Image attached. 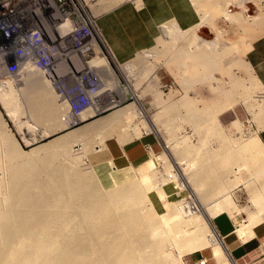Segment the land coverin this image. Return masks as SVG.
Masks as SVG:
<instances>
[{
    "label": "bare ground",
    "instance_id": "bare-ground-1",
    "mask_svg": "<svg viewBox=\"0 0 264 264\" xmlns=\"http://www.w3.org/2000/svg\"><path fill=\"white\" fill-rule=\"evenodd\" d=\"M116 1L118 2L120 1L118 4L123 2L122 0L99 1V3H96V5L91 6L93 8V9L91 8L93 14H89L87 12L88 10L86 11L87 8L86 6L89 5L88 2H87L88 5H85V0H77V4H78L77 8H79V10L77 9V11L82 18L84 17L86 20H91L92 24L97 26V24L94 21L95 19L94 16L98 17L97 15L99 14L101 15L100 12L106 9L108 10L110 7H112V5L114 6ZM228 1H230L231 3L237 2L238 6L239 5L245 6L246 10H248V7H250L249 11L245 13L246 16H248L250 9L254 5L253 4L254 0L252 1L251 0H189L188 2H190L193 7L197 8V12L200 15L201 22H198L197 24L187 28H181L176 21L168 25L162 26V29L160 30L161 33L163 32V38L164 36L166 38L165 41L168 46L167 51H165L167 46L166 45L164 46V43H162L165 42L164 39L160 37L157 41L158 44H161V46L163 45L162 46L163 48L166 47L164 48L163 52H165L164 55H166L168 59H171V61L176 60L177 62H179L177 64L181 65L185 71L189 70L191 72V76H192L191 82L195 78L197 81L196 80L194 81L196 82L201 81L203 83H206L207 80V84L210 82L209 90H212V92L214 91V94L216 95L218 94L221 95L222 93L229 94V92H230L229 95H231V92L234 91L233 89L235 90L236 89L238 90V88L243 89L245 87L244 85H246L247 83V81L245 83L244 82L245 80L242 81L241 79H239L240 77L232 76L229 78L231 87L229 88V91H227L228 87H226L227 90L223 89L219 81L214 79L212 75L214 74L213 69L218 68L217 65L218 58L220 57V55H222L223 52H225L224 51L225 49L223 50V52H221L220 49L227 45L225 41L220 40L222 37L220 38L219 34L215 30L213 32L212 22L214 18H216L219 15L221 16L222 14H226V13L229 14L230 11L228 10L229 12H227L226 8L230 9V6L232 4H230L229 2L230 4L229 6ZM88 7L90 8V6ZM206 7H208V9H206ZM253 8L256 9L257 7L253 6ZM253 8L251 9V11L254 10ZM243 9L244 8H242V10ZM239 11L240 10H238L237 12ZM237 12H233L235 13V15L233 16L230 14L231 16L230 18L228 17V19H234L235 21L241 19L242 18L241 16H244L242 14L243 11H241V13L239 12L240 15L242 14L241 16L238 15ZM244 12H246L245 9ZM227 14L226 16H228ZM252 15L248 16L249 20L250 17H252ZM254 15H255V19L258 17L260 19L263 18V16L261 17L262 14L261 15L254 14ZM246 20H248L247 17ZM262 20L263 19L260 20V23H263L261 22ZM258 21L256 22L257 23L256 25H258ZM245 22L243 23L242 21L241 24H245ZM248 22L249 21H247L246 24H248ZM246 24L245 26H247ZM92 35L95 36L93 29H92ZM170 35L175 36L173 40H172L173 37L170 39ZM92 41H93L92 45H94V47L97 48V51L96 50L95 51L100 53V55H98L99 56L98 59H95L94 61H88V63L85 64L84 62H73L76 59V57H78L79 59L81 58L78 55L72 56L74 57L72 61L73 62L72 66L60 65L54 68L52 71L54 72V75L51 77H46V80L42 79V81L39 83L41 84L42 82H44L42 83L43 84L42 86L45 87L52 86L55 90H52V88H51L52 91H50L49 88L48 90H40V88L39 90L36 89L35 88L36 84H38L36 82L38 81L34 83L31 82L29 83L27 76L30 74H27L29 72L24 73L23 71H22L23 73H19L20 77L22 78L21 80L20 79L16 80L14 79V77H10L9 80L0 82V99L1 102L3 103V106H5L8 115L12 119L18 117L20 111L24 107V106L22 107V105L21 106L19 105L21 102L18 103L19 102L18 94L22 93L24 96L23 97L24 99H22L23 100L22 104L24 103V105L25 104L28 105L29 103V106H31L32 103L33 105L37 104L32 107H27V110H29L30 113L32 114L31 115L32 118L35 121L39 122L38 123L39 127L41 126L43 127H41V131L39 133H37L38 131L36 132L34 130L30 131L29 133L27 132V134L25 132L26 137L24 138L25 141L27 140V144L33 143L36 140H42L44 138H48L53 134H57V132L67 131L70 128H73L85 122L89 118L98 116L99 114H102L107 110H115L120 107V109L116 110L110 115H107L106 117H103L91 123L84 124L78 129H74L69 132L67 131L68 133L66 134H64L65 133L64 132L63 133L64 135L58 136L47 143L41 145L39 144V146L37 147L35 146V148H33L29 153H27V157L25 156L24 152L22 153V151H20L21 149L17 147L18 145L15 144L17 140L15 141V138H12L10 136L12 134L10 133H9L10 135L8 134L9 129L8 130L0 129L3 131V132L0 131V135H1L0 137L1 138L3 137L6 144L5 146L7 148L6 155L8 158L7 160H9V164H10L7 165L10 166V170H11V173L9 175L12 176L11 185L9 184L12 189V194H11L12 196L9 199V203H8L9 205H7L8 207L4 211L0 212V222L4 224L3 229L2 226H0L1 227L0 229H2V232L0 231V234L6 233L5 234L6 236L12 234L11 237L14 238L12 239L15 242L14 244H12L11 237L10 236L6 237L5 235L4 236L6 238L3 236L5 240L2 241L0 240V243L4 241L1 244H7L6 247L10 243L12 244L9 245V247L10 246L12 247L10 248L7 247L8 251H6L7 248L4 249L6 253H3L4 250L2 251L3 254L0 253L1 255L0 264H170L167 263L169 258L166 257V255H165L166 257L165 261L167 262H165L163 260L165 258L161 256L164 246L166 245L165 243L166 239L167 241L169 239L177 241L179 246L177 245L176 246L177 248H179L178 252H180L179 258H182L184 255L187 254H193L199 251L206 250L208 248H212L213 256L217 264H236L232 254H231L232 258L228 254L227 252L228 248L225 245L223 238L217 232L214 223H212V221L216 216L222 213L229 212V213L237 214L239 205L233 200L232 198L233 196L231 192L237 185L239 184L245 185V183H246V187L248 188L247 190H249V193L252 196L251 198L255 209L257 210L259 209V210L251 211L248 214L249 218L238 222L236 229L237 234L243 240L246 241L247 239H249L254 235L253 232L254 227L258 225V223L260 224L264 220V144L262 143L259 137V131L264 129V105L262 104L263 107H259L258 105L259 108L257 107L256 109L255 106L251 104L252 99L249 96L247 97L246 95L247 90L245 92L246 94L244 93L243 98L238 97L239 99H242L244 103L249 105L248 108L251 110L255 122L258 121L257 123L259 128L256 132L254 131V133H251L248 139H244V140H240L238 138L231 139V138H227L228 136L224 134L223 129H220L219 127L220 121L218 122L217 115L218 113H220L219 111H222L223 108L220 109V107H218V109H220L218 111L217 108L215 107L214 108L209 107L211 106L209 104V106L208 105L206 106H208V108H212V110L205 109V105H204V109L202 110L201 108L200 110L195 106L196 103L194 104V100L186 96V98L182 99L184 100L182 102V105H184L183 107L188 109L187 110L188 112L187 114L185 113V116H183V118L184 120H186L187 123H189L192 126L194 132H196V134L199 136L198 138L199 142L196 145H191L190 142L188 143L185 142L184 141L185 139L183 140L181 139V141L180 139L175 141L173 138L174 137L173 130L169 127L170 124H172L171 121L173 122L175 120V119L173 120L171 119L174 113L172 114L170 113L171 114L170 115L169 113L166 114L165 111L167 107L171 108L172 106L171 108L172 112H175V110L178 109V111L176 112L177 113L179 112L178 114H180L179 108L184 109L182 108V105L180 104L181 107H179L178 105H176L178 101H176V103H173V101L172 102L170 101L171 99L169 97H167L166 100L162 99L161 93L154 94V96L156 102H158L160 105H162V108H164L162 109V111L164 110V113L160 111L157 114L150 116L147 113V110L145 109L143 103L141 102V99L139 103L137 101V104L134 102L135 104L132 103V104L123 105L122 103L124 101L126 102L128 96L129 95L132 96V93L134 94V96L137 94L143 95V92H141L140 90L141 88L140 86L142 82L139 83L138 79H136L138 77L134 74V72L136 71L137 72L136 74L139 75L136 69L137 67L135 68L134 71V67L136 65L134 67L133 66L130 67L124 63L119 62V67L121 71L120 73H122L121 74L122 76H120L119 74L116 75L113 65L109 60V58L105 55L104 50L100 48L101 46L97 42H94L93 39ZM220 41L222 42L221 44L222 47L220 46L218 48ZM223 42L225 43V45H223ZM205 43L209 44L210 47H207L209 45H206ZM163 48L161 49L163 50ZM156 50L157 53L154 52L151 54L150 52V55H153V58L160 54L159 53L161 52L160 46H159V50L158 49ZM144 57H147V55ZM0 62L6 65L5 60L2 58L1 55H0ZM22 63L23 61H21L20 64H16L17 68L18 65L22 67L25 64H27L25 62L23 64ZM27 65L33 68V66H30L29 64ZM83 65L86 66V68H84ZM63 66L69 67V69H71V74L65 77L67 78V80L71 79V81L63 80L64 81L63 82V81H59L60 80L59 78H55L58 76L56 75V73L58 74L64 69ZM146 66L143 68H147ZM150 67L151 66H149L148 68ZM199 68L201 69V72H197ZM74 71L77 73L81 71L84 72L85 74H88L91 71L97 72L96 74L102 77L103 82L101 85L104 87L102 93L104 94L105 98L108 100L107 101L105 99L107 102L105 106H101V104L98 103V102L101 103V101H99L97 96V102L95 107L86 110L84 113L82 112L83 114H80L78 117L70 116L68 108H66L65 106L67 103L65 102L63 97H65L66 91L70 90V88H72L74 85V79H76V74H74ZM68 73L70 72L68 71ZM177 75L179 74L177 73ZM251 75L248 76L251 78ZM44 76L46 75L44 74ZM48 78H50L51 81H49ZM254 78L255 76L251 79ZM122 79L125 81L126 83L125 85L122 84ZM22 80H25L24 85H26L24 86V92H21L23 91V89L19 91L16 90L15 87L16 85H21L23 83ZM189 80H187L186 82H188ZM18 81L19 82L21 81L20 84H18ZM183 83L186 84L185 82ZM189 83L190 82L187 83L188 87L185 88L186 93L189 91V86H190ZM184 84H182V87L184 86ZM102 86L99 88L98 93L101 90V88H103ZM115 86L123 88V96L119 101H110L109 94L115 92L114 91V89L116 88ZM262 88L264 89V87ZM238 92H240V90H238ZM222 96L226 97V99L231 98L228 97L227 94L226 95L222 94ZM231 96H233V94ZM219 100H222V98ZM219 100L217 99V101ZM254 100L256 101L257 99ZM220 102H218V104ZM231 102L232 101H230L229 103ZM47 104L49 106H47ZM102 105L104 104L102 103ZM175 106L176 107L178 106L179 108H175ZM215 109L216 111L214 112L213 110ZM176 112L174 114V117L176 115ZM0 115L2 116L1 113ZM165 115H169L170 118L168 119L163 118V116ZM143 117L146 118L142 119ZM20 119H21L20 117L17 118V120H15L16 121L15 123L18 127V130L20 132H23L25 131L27 123L21 122ZM50 119L54 120V123L52 124V126H50V122H48L47 124H49V127L47 126L48 128L47 127L45 128L44 127L46 125L45 121L48 120L50 121ZM43 120L45 123L43 122ZM134 120H137L138 122H136V124L133 125V127L131 126L132 127L131 128L130 123ZM2 121L0 124L1 125L0 128H4V126L2 127ZM40 121H42L43 123ZM231 125L237 128L238 130L241 128L240 127L241 123L239 122V120L233 121ZM137 126H141L144 129L142 128L143 130L140 131L141 128L140 127L138 128ZM161 126L165 127V129L167 128V130L165 131H167L166 133L168 134V137L164 135L165 133L162 135ZM130 129L132 130L130 131ZM111 132L113 133L116 132L117 133L116 135H119L118 140H120L122 144L140 138L146 133L148 134L149 132L156 134L159 137L160 141L163 142L165 146V151L167 153V154L164 153L163 156L165 157V159L163 160L165 161V164L167 166L166 168L168 169L166 170L167 178L166 177L163 179L159 178L160 180L158 179L157 181V177H160L159 176L160 174L159 175L156 174L154 176L156 178L155 179L156 183H154V181L153 183L157 184L159 182V186H157L158 188L156 187L157 188L156 191H153L154 190L153 186H151V189H153L151 190L149 189L150 186L144 184L143 182L139 183V182L126 181L127 179L126 176L128 171L127 172L124 171L121 176L125 178L123 179V182L114 184L109 188L104 187L101 184L99 177L95 173V167L93 172H91L90 174L87 173L86 175L72 167L63 166L62 169L58 167L60 170L58 172H61V175L59 173L53 175V173H55L57 170V169L55 170L57 166L54 165L53 160H55V158L57 157H60L62 154H65L68 151V149L71 147V144L73 142L85 138L89 140L90 139L89 137L93 138V136L99 137L100 140V136H99L100 134L102 133L110 134ZM107 135L106 137H108ZM217 135H220V139L218 138L219 136ZM205 136L207 137L210 136L209 138L217 136L215 138H218L220 140V143L222 141L224 142L221 144L220 147L222 150L220 151V149H218V150L209 151L208 150L209 148H207L206 146L207 144L206 142L209 140V138L206 137L208 139L206 141ZM101 137L103 138L104 136ZM106 140L107 139L104 137L103 141L100 140L101 143L99 141L95 143V144H99L98 147L97 145H95L98 148V150L100 149V151L98 152L105 151ZM201 152H203L202 154H205V156H201L200 155ZM153 153L154 152H152V154ZM244 155L247 156V159H245L246 157ZM243 156L244 159L247 160V162L243 159ZM241 159L244 160L243 163L244 162L246 163L245 164L241 163L242 162ZM210 163L215 164L216 167H214L213 164H211L212 167H210L208 165ZM40 164H42V166L45 168V169L42 168V171L48 170L49 172H52L50 173L51 176L48 173V171L47 173L44 172L45 174L47 175L49 174L50 176V178L47 177L45 178V180H41L45 183L43 182L39 183L40 173L38 174V172H40L39 170ZM107 164L111 171L110 176L113 177V174L114 175L116 174L114 165L110 160L107 161ZM53 165L56 167L53 168L52 167ZM145 167H147V165ZM218 167L220 168V170L221 168H223L224 170L220 171ZM233 167H235L237 172L240 171L241 168L244 169L246 168L247 169L246 171H248V175H251V178L249 176L250 178L249 180H246L241 183L239 177H238V181H234L232 180L233 178L231 177L232 176L231 174H229L231 176H229L230 178H228V176L227 177L224 175L222 176L219 175V173H217V172L225 173V170L227 169L229 173L231 169H234ZM152 168L153 167H151L150 169ZM216 168L218 170L215 171ZM35 172L37 173V175H39V176L36 175L38 178L35 176L36 174ZM33 176H35L36 178ZM219 177L221 179H219ZM222 177H223V181H222ZM215 180H220L221 183L219 181L215 182ZM172 181L179 182L181 186L191 191V198L193 199V202L195 203L198 212H192L191 210L187 211L186 208L190 209V203L187 202L186 204H184L185 202H180L181 200L179 201L180 204H178V201L177 202L168 201L170 202V204L166 202L165 204L167 205L162 204L161 199L163 195L165 194L164 196L168 197V194L166 193L164 186L166 184L171 183ZM214 182L217 184L219 182L220 185L216 184L217 189L215 187L216 185H214L215 187L214 191L218 190L219 192L216 191L215 193L216 196H214L213 194L211 196L210 193H209L210 196H208V194L205 193V190L209 188L207 184L210 185V183L213 184ZM40 184L43 185V186L41 185L42 189L41 188H39L40 190L36 189L38 186L40 187ZM33 186L34 187L37 186V187L34 188ZM210 186H211L210 189L213 188L212 185ZM30 188L35 189L34 193L31 191ZM28 190H30L31 191L30 193L33 194V195L31 194L32 197L35 195L33 198L31 196H30L31 198L27 197L29 195ZM37 190L40 192L36 193ZM151 192H154V194L156 195V197L164 207L163 213H158L155 210L154 203L149 196ZM67 194L68 196H70L69 198L71 199L67 200L68 198ZM36 197L38 198L36 199ZM80 197H84V198L81 199ZM72 198L76 200L81 199L82 203L80 202L81 203L80 205L84 211L83 213L84 215L82 214L83 216L82 223H84L86 226L84 228L83 227L84 225L82 224V227L84 229H88V231L86 230L88 232V236L90 235L92 238V242L88 240L92 243V245L91 243H89L91 245L89 246L88 242L87 245L85 241L87 240L85 239V237L87 236L83 237L84 235H81V237L79 238H77L78 236L76 238L73 237L75 239L69 236V238L71 237L72 241L73 240L76 241L78 239L81 240V242L78 240L81 243V246L78 241L76 242V244L75 241L73 243L76 245V247H77V243L79 244L80 246L79 247L80 249H78L79 252L81 250V247L83 246L84 250L82 249L81 251L84 252L78 253L79 255H77V253L74 252L78 247L77 248L75 246L71 247L72 246L71 243H68L71 241L69 238H67L68 236H64V237L61 236L63 238L62 239L60 238L61 234L66 235L70 230L73 229L71 225L76 221L75 217L66 220L62 219V216H64L65 214L64 212L68 211L67 208L69 207L68 206L69 200L70 201L73 200ZM32 199L35 200L33 201ZM26 202H28V204H26ZM22 207L25 208L23 209ZM26 208L27 209L30 208V210L26 211ZM40 208L45 210H42L41 212ZM21 209L25 211L23 212L21 211ZM243 210L245 209L243 208ZM1 223L0 225H2ZM57 223H59L60 226H62L61 230L58 231L60 233H56V231L54 230L55 227L54 225H56ZM116 227H119V229L121 230L119 231L121 233L117 232L118 230L114 231V228L115 230L117 229ZM111 229L114 231V233L116 232L115 235L112 232L110 235L108 231H110ZM108 233L110 236L108 235ZM3 237L1 239H3ZM65 237L70 241L65 243L63 241L61 242V240L67 241V239H64ZM83 238L85 240L82 243ZM7 239H11V240H7ZM9 241L10 243L8 244L7 242ZM171 242L173 243V241ZM62 243L65 244L64 245L65 247H66V243L70 244L68 245L70 246V248H67L68 246L66 248L62 247L63 246V245L61 246ZM83 244L88 247H91V248L87 247L89 252H91V255L90 254L88 255L87 253L88 250H86L87 248ZM61 247L67 250V252H71V250L75 248L73 250V253L76 254L67 253L64 249H61ZM145 247L150 248V251L153 252L151 253L149 251L148 253L150 254L145 253L148 248L143 249L141 251V249ZM0 249L2 250L3 248ZM69 249L71 250L68 251ZM83 253H86L87 255ZM182 263L185 264L184 262Z\"/></svg>",
    "mask_w": 264,
    "mask_h": 264
},
{
    "label": "rangeland",
    "instance_id": "rangeland-1",
    "mask_svg": "<svg viewBox=\"0 0 264 264\" xmlns=\"http://www.w3.org/2000/svg\"><path fill=\"white\" fill-rule=\"evenodd\" d=\"M99 1H103V0H85V5H88V6H90V8L88 7V6H86L87 8H86V11L89 13V14H93L92 13V11H91V6L92 5H96V3H99ZM123 2H124V0H122ZM252 1V0H251ZM87 2H88V4H87ZM120 2V1H119ZM118 1H116V3L114 4V5H116V4H118L119 3ZM229 2L230 1H228V5L230 6V4H232L231 6H230V9H228V8H226L227 9V12H229V14H227L226 12V14L228 15V16H226V14H222L221 16L219 15V16H217L216 18H214V20H213V22H212V29H213V32H214V30L219 34V37L221 38L220 40H223V41H225V43L227 44L225 47H223V48H221L220 49V51L221 52H223V50L225 51V52H223V53H225V54H223L222 53V55H220V57L218 58V68H216V69H213V73L214 74H212L213 75V78L214 79H216V80H218L219 81V83H220V85L222 86V88L223 89H225V90H227V88L226 87H228V90L227 91H229V88L231 87L230 86V77H240L239 79H241L242 81H244L245 83H246V81H247V83H246V85H244L245 87L242 89H239L238 88V90H240V92H238V90L236 89H233L234 91L233 92H231V95L233 94V96H231V95H229L230 94V92H229V94L228 93H226L227 94V96L228 97H231V98H227L226 99V97H224V96H222V94L223 95H226L225 93H222L221 95L220 94H218V95H216V94H214V91L212 92V90H209V86H210V82L207 84V80H206V83H203V82H201V81H198V82H196L197 80H196V78L194 79V80H196V81H192V82H194V83H192L191 82V80H192V76H191V72L189 71V70H184L183 68H182V66L181 65H179V64H177V63H179V62H177L176 60H173V61H171V59H168L167 57H166V55H164L165 54V52H163L164 51V48H166V47H162L161 46V44H158L157 42H156V40L158 41V39L161 37L162 39H164V41H165V36H164V38H163V32L161 33L160 31H159V33L157 34V37H156V39H155V43H154V45L150 48H145V49H147V50H142V51H140V52H138V53H136L134 56H132V57H130V58H128L127 60H125V61H122V62H120V63H124V64H126V65H128V66H130V67H134L135 65V67H134V71H135V68L137 69V71H138V74L139 75H137L136 73V71L134 72V74L138 77V78H136V79H138V81H139V83H141L142 82V84H141V88H140V90H141V92H143V95H141V94H137V95H135L134 96V94L132 93V96L131 95H129L128 96V99L127 100H129V101H127L126 100V102L124 101L122 104L123 105H126V104H132V103H136L137 104V101H138V103H139V101H140V99H141V102L143 103V105H144V107H145V109L147 110V113L151 116V115H155V114H157L158 112H160V111H162V109H164V108H162V105H160L158 102H156V100H155V96H154V94H157V93H161L162 94V99H164V100H166L167 99V97H169L171 100V102L173 101V103H176V101H178V103H176V105H178L179 107H181V105H182V102L184 101V100H182V99H184V98H186V96L187 97H189L190 99H192V100H194V104H195V106L197 107V108H199L200 110H201V108H202V110L204 109V105H205V109H210V110H212V108H217V110L219 111L221 108H223L222 109V111H219L220 113H218V115H217V119H218V122H219V127H220V129H223V131H224V134L226 135V136H228L227 138H233V139H240V140H244V139H248V137H249V135L251 134V133H254V131L256 132L257 130H258V128H259V126H258V121L257 122H255V119H254V117H253V115H252V113H251V110L248 108V106L249 105H247L246 103H244L243 101H242V99H239V98H243V96H244V93L246 92V90H247V97L249 96L252 100H251V104H253L254 106H255V108L257 109V107H258V105H259V107H263L262 106V104L264 105V103H263V100H264V89L262 88V87H264V80H259V78H258V76H257V74H255V72H254V69L251 67V65H249V62L248 61H250V59L252 60V61H254V62H256V60H264V56H257L256 55V51H261V49H258V50H256V46L259 44V40L261 39H263V45H264V25H263V23H264V0H254L253 1V6H255V7H257L256 9H254L253 8V6H252V8L254 9L253 11H254V13H253V11H251V9H250V12H252L253 13V15H252V13H250L249 12V14H248V16H251L252 15V17H250V20H249V17L248 16H246V14L245 13H247V11H249V8L250 7H248V10H246V8H245V6H243V5H239L238 6V4H237V2H234V3H231L230 2V4H229ZM255 2V3H254ZM122 3V2H121ZM120 3V4H121ZM204 5H206V4H204ZM228 5H227V7H228ZM258 5V6H257ZM113 6V5H112ZM250 6V5H249ZM84 7V6H83ZM204 8H205V6H204ZM233 8H234V10H233ZM242 8H244L245 9V11L246 12H244V9L242 10ZM85 9V8H84ZM93 9V8H92ZM206 9H208V7H206ZM195 10H196V12H197V8H195ZM229 10V11H228ZM238 10H240L239 12L241 13V11H243L242 12V14L244 15V16H246L247 18H248V20H246V17H244V16H241L240 14H239V12H237ZM104 12V10L102 11V12H100V13H103ZM233 12H237V14L238 15H240L242 18L241 19H243V20H241V19H239V20H235L234 21V19H228V17L230 18V16L232 15H235V13H233ZM233 13V14H232ZM231 14V15H230ZM254 14H262L261 15V17L263 16V18H261V19H263L261 22H263V23H260V18H259V21H258V18H256L257 19V21H258V25H256L257 23V21H256V19H255V15ZM197 15H198V20H197V22L195 23V24H197L198 22H201V20H200V15H199V13L197 12ZM97 16H100V14L99 15H97ZM227 18H226V17ZM95 17V19H94V21H95V23L97 22L96 20H97V17L96 16H94ZM232 18V17H231ZM246 20V22L247 21H249L248 22V24H246V22H245V20ZM252 19V20H251ZM253 19H254V21H253ZM243 21V23L245 22V24L247 25V26H245V24H241V22ZM172 22H175L174 20H171V21H169V22H167V23H165V24H163L162 26H165V25H168V24H170V23H172ZM252 22V23H251ZM194 24V25H195ZM252 24H254V25H252ZM259 24H261V25H259ZM239 25V26H238ZM244 25V26H243ZM256 25V26H255ZM245 27H247V28H245ZM92 29H93V32H94V35L95 36H93L92 35V39L95 41V42H97L101 47L100 48H102L103 50H104V53H105V55L109 58V60L111 61V63H112V65H113V68H114V70H115V73H116V75H120V76H122L121 74L122 73H120L121 71H120V67H119V61L118 60H116L117 58H116V56L114 57V53L108 48V46H107V44L105 43V41H104V39H103V37L101 36V34H100V31H99V29H98V27L97 26H95L94 24H92ZM247 29V30H246ZM250 30V31H249ZM174 33V32H173ZM250 33H251V35H250ZM173 37V38H172ZM174 37L175 36H171L170 35V39L172 38V40L174 39ZM161 43V42H160ZM162 43H164V46L166 45L167 46V43H166V41L165 42H162ZM166 43V44H165ZM189 43V42H188ZM225 43L223 42V45H225ZM158 44V45H157ZM206 44V43H205ZM221 44H222V42L220 41V43H219V46H218V48L221 46ZM206 45H209V44H206ZM218 45V44H217ZM94 46V45H93ZM159 46H160V50H161V52H159L160 54L159 55H157L156 57H154L153 58V55H150V52H151V54L152 53H157V50L156 49H158L159 50ZM207 47H210V45L209 46H207ZM222 47V46H221ZM95 48V47H94ZM161 48H163V50L161 49ZM252 48H253V50H252ZM150 49V50H149ZM210 49V48H209ZM262 49H264V47L262 48ZM95 50L97 51V48H95ZM153 50V51H152ZM168 50V46H167V48H166V50L165 51H167ZM217 50H219V49H217ZM219 51V52H220ZM220 52V53H221ZM98 53V52H97ZM162 53V54H161ZM147 55V57H144V56H146ZM143 56V57H142ZM152 56V57H151ZM165 56V57H164ZM99 58V56L98 55H96L94 58H92L90 61H94L95 59H98ZM114 58V59H113ZM139 58V59H138ZM141 58V59H140ZM145 58V59H144ZM150 58V59H149ZM82 59V58H81ZM81 59H79L78 57H76V59L73 61V62H79ZM143 59V60H142ZM147 59H149V60H147ZM115 60V61H114ZM167 60H170V61H167ZM144 61V62H143ZM142 62V63H141ZM149 62V63H148ZM21 63V62H20ZM19 62L17 63V64H20ZM23 63H24V61H23ZM22 63V64H23ZM170 63H172V64H170ZM247 63V64H246ZM155 64V65H154ZM147 65V66H146ZM147 67V68H143V67ZM149 66H151L150 68H148ZM156 66V67H155ZM181 66V67H180ZM25 68H27V69H25ZM67 69H69V67H66ZM75 68V67H74ZM140 68V69H139ZM152 68H153V70H152ZM7 69V70H6ZM141 70V71H139V70ZM147 69V70H146ZM150 69H151V71H150ZM102 70V69H101ZM182 70V71H181ZM25 73V72H29V73H27V74H30V75H28L27 76V79L29 80L28 82L30 83H34V82H36V81H38V82H36V83H40L41 81H42V79L43 80H46V77H51V76H53L54 75V72H50V73H48V74H45V73H43V72H40V71H38L37 69H35L34 67L33 68H31V67H29L27 64H25L24 66H22V67H20V65H18V68L16 67V68H11V69H9L6 65H4V63H2V62H0V82H2V81H5V80H9V78L10 77H14V79H22L21 77H20V75H19V73H23V72ZM70 73L69 74H71V69H69L68 70ZM67 71V72H68ZM73 71V70H72ZM185 71V72H184ZM146 72V73H145ZM149 74H148V73ZM190 72V73H189ZM197 72H201V69L199 68L198 69V71ZM56 73V72H55ZM177 73L179 74V75H177ZM44 74L46 75V76H44ZM60 74V75H59ZM72 74H73V72H72ZM74 74H77V72H75L74 71ZM140 74H142V75H140ZM146 75V77H145V75ZM148 74V75H147ZM253 75V77L255 76V78L254 79H251V78H253L252 77V75ZM56 75H58L57 77H55V78H59L60 80L59 81H63V80H67V78H65L64 77V73L63 72H59L58 74L56 73ZM102 75V74H101ZM144 75V76H143ZM235 75V76H234ZM251 75V78L249 77V76ZM3 76H6V77H3ZM99 76V78H100V80H101V83L103 82V80H102V77H100V75H98ZM189 76H190V78H189ZM43 77V78H42ZM67 77V76H66ZM72 77V76H71ZM106 77H108V76H106ZM147 79H145V78ZM190 79H188V78ZM247 77V78H246ZM45 78V79H44ZM182 78V79H181ZM184 78V79H183ZM185 78H187V79H185ZM250 78V79H249ZM24 79V78H23ZM49 79V81H51V79L50 78H48ZM104 79H105V77H104ZM213 79V80H214ZM220 79V80H219ZM221 79H222V81H221ZM143 80V81H142ZM187 80H189L188 82H190L189 83V91L186 93V91H185V88L186 87H188V82H186ZM212 80V81H213ZM250 80V81H249ZM251 80H252V82H251ZM67 81H71V79L70 80H67ZM180 81H183V82H185L186 84H184L183 82H180ZM212 81H211V83H212ZM21 82V81H20ZM20 82L18 81V84H20ZM22 84L21 85H16L15 87H16V90H22L23 89V91H21V92H24V86H26V85H24V83H25V80H22ZM46 82V81H45ZM64 82V81H63ZM229 82V83H228ZM42 83H44V82H42ZM36 84V89H38L39 90V88H40V90H48V88L50 89V91H52V90H55L52 86L50 87H45V86H42L43 84ZM47 83V82H46ZM45 83V84H46ZM180 83V84H179ZM184 84V86L182 87V84ZM228 85H226V84ZM48 84V83H47ZM122 84L123 85H125L126 83H125V81L122 79ZM263 86H262V85ZM41 85V86H40ZM194 85V86H193ZM242 85H243V83H242ZM250 86V87H249ZM103 87V86H102ZM116 88L114 89V91L115 92H113V93H111V94H109V99H110V101H119L121 98H122V96H123V88H120V87H118V86H115ZM183 89H182V88ZM51 88H52V90H51ZM248 88V89H247ZM156 89H157V91H156ZM211 89V88H210ZM263 89V90H262ZM103 90H104V87L103 88H101V90L99 91V93H98V99H99V101H101V103L100 102H98L99 104H101V106H105L106 104H107V102H106V98H105V96H104V94L102 93L103 92ZM245 90V91H244ZM122 91V92H121ZM232 91V90H231ZM249 91V92H248ZM256 91V92H255ZM253 92V93H252ZM216 93V92H215ZM218 93V92H217ZM221 93V92H220ZM240 93V94H239ZM243 93V94H242ZM236 94H237V96H236ZM239 94V95H238ZM19 96H18V99H19V102L18 103H20L19 105L21 106L22 105V107L24 106V107H26V108H24L23 107V109L20 111V113H19V116L18 117H16L15 119H12L9 115H8V113H7V110L5 109V106H3V103L1 102V99H0V113L2 114V116L0 117V124H1V121H2V127L4 126V128H0V129H2V130H5V129H9L8 130V134L10 133V134H12V135H10L12 138H15V141L17 140V142H15V144H17L18 146L17 147H19L21 150L20 151H22V153L24 152V154H25V156L27 157V153H29L33 148H35V146L37 147V146H39V144L41 145V144H44V143H47V142H49V141H51V140H53V139H55L56 137H58V136H61V135H64V134H66V133H68L69 131H72V130H74V129H78V128H80L81 126H83L84 124H87V123H91V122H94V121H97V120H99V119H101V118H103V117H106L107 115H110L111 113H113V112H115L116 110H118V109H120V107L119 108H117V109H115V110H107V111H105V112H103L102 114H99L98 116H94V117H92V118H89V119H87L85 122H83V123H81V124H79L78 126H75V127H73V128H70L69 130H67V131H62V132H57V134H53L52 136H49L48 138H44V139H42V140H36L35 142H33V143H28L27 144V140L25 141V138L24 137H26V134H27V132L29 133L30 131H32V130H34V131H38L37 133H39L40 131H41V127H43V126H41V127H39V125H38V123L39 122H37V121H35L33 118H32V114L30 113V111L29 110H27V107H32V106H35V105H37V104H35V105H33V103H32V105L31 106H29V103H28V105L27 104H25L24 105V103L22 104V99H24L23 97V94L21 93V94H18ZM153 95V96H152ZM219 95H220V97H219ZM242 95V96H241ZM246 95H245V98H246ZM143 96V97H142ZM185 96V97H184ZM222 96V97H221ZM241 96V97H240ZM224 97V98H223ZM239 97V98H238ZM222 98V100H219V99H221ZM101 99V100H100ZM106 99V100H105ZM137 99V100H136ZM217 99L219 100V101H217ZM254 99H257L256 101L254 100ZM103 100H104V102H103ZM224 100V101H223ZM241 100V101H240ZM259 100V101H258ZM108 101V100H107ZM212 101V102H211ZM217 101V102H216ZM221 101V102H220ZM230 101H232L231 103H229ZM252 101H253V103H252ZM156 102V103H155ZM180 102V103H179ZM211 102V103H210ZM218 102H220L219 104H218ZM239 102V103H238ZM257 102V103H256ZM102 103L104 104V105H102ZM134 103V104H135ZM214 103V104H213ZM216 103H217V105H216ZM259 103V104H258ZM49 104V103H48ZM47 104V106H49ZM181 104V105H180ZM209 104L211 105V106H209ZM234 104V105H233ZM51 105V104H50ZM206 105H208L209 107H212V108H208V106H206ZM215 105V106H214ZM223 105H225V106H223ZM245 105V106H244ZM66 106V108H68L67 107V104L65 105ZM176 107L175 106V108H179V107ZM184 105H182V108H184V109H181V108H179L180 110V114H178L176 111H178V109L177 110H175V112H176V115H175V117H174V114H175V112H172V110H171V108H172V106H171V108L169 107H167V109H166V111H165V113L166 114H172V113H174L173 114V117L171 118L172 120L173 119H175L173 122L171 121V123L172 124H170V128L173 130V138H174V140L175 141H177V140H179L180 139V141H181V139L183 140V139H185L184 141L185 142H190V144L191 145H196L198 142H199V140H198V138H199V136L196 134V132H194V130H193V128H192V126L189 124V123H187L186 122V120H184V118H183V116H185V113L187 114V108H185V107H183ZM217 106V107H216ZM174 107V106H173ZM218 107H220V109H218ZM225 107V108H224ZM258 107V108H259ZM169 109V110H168ZM186 109V110H185ZM249 109V110H248ZM169 111V112H168ZM173 111H174V108H173ZM183 111V112H182ZM214 112L216 111V109L215 110H213ZM85 112V111H84ZM83 112V113H84ZM82 113V114H83ZM162 113H164V110L162 111ZM170 114V115H171ZM182 114V115H181ZM178 115V116H177ZM143 116V115H142ZM2 117H3V119H2ZM21 118L20 119V121L21 122H23V123H27L26 125V128H25V131H23V132H20L19 130H18V127H17V125H16V121L15 120H17V118ZM146 117H143L142 119H145ZM163 118H170V116L169 115H165V116H163ZM178 118V119H177ZM183 118V119H182ZM2 119V120H1ZM141 120V119H140ZM236 120H239V122L241 123V128L238 130L237 128H235L234 126H232L231 125V123L233 122V121H236ZM170 121H169V123H170ZM213 121V120H212ZM6 122V123H5ZM40 122H42V121H40ZM43 122H44V120H43ZM42 122V123H43ZM46 122V123H45ZM44 123L46 124L44 127L46 128L47 126L49 127V124H47L48 122H50V126H52V124L54 123V120H52V119H50V121L48 120V121H45ZM136 122H138L137 120H134V121H132L131 123H130V127L132 126L133 127V125H135L136 124ZM186 122V123H185ZM255 122V123H254ZM5 123V124H4ZM211 123V122H210ZM221 123V124H220ZM181 126V127H180ZM0 127H1V125H0ZM6 127V128H5ZM47 127V128H48ZM131 127V128H132ZM138 128L140 127L141 129H140V131H142L144 128L143 127H141V126H137ZM233 127V128H232ZM143 128V129H142ZM164 128V129H163ZM169 128V129H170ZM235 128V129H234ZM43 129V128H42ZM161 133H162V135L164 134L166 137H168V134L166 133L167 131H165V130H167V128L165 129V127H163V126H161ZM2 130H0V131H2ZM132 129H130V131H131ZM239 131V132H238ZM3 132V131H2ZM6 132V131H5ZM25 132H26V134H25ZM65 132V133H64ZM110 132V131H109ZM7 133V132H6ZM64 133V134H63ZM113 132H111L110 134H108V133H102V134H100L99 136H100V140L101 141H103L104 140V137L108 140V139H110V138H119V135H116L117 133L116 132H114L113 134H112ZM108 134V135H107ZM106 135L108 136V137H106ZM145 135H147L149 138H151L152 140H153V142H154V153L151 155V157H150V159L147 161V167L148 166H150V167H137V168H128V169H124V170H116L115 171V173L116 172H119V173H116V174H119V175H121L122 176V174H123V172L125 171V172H127V176H126V178L128 179H126V181H131V182H143L144 184H147V185H149L148 187H149V189H151V186H153V188H154V190L153 189H151V190H153V191H156V189L158 188L157 186H159V182L157 183V184H154V183H156L155 181V175L156 174H160L159 176L160 177H157V181H158V179L160 178V179H163V178H165L166 176H167V171L166 170H168L166 167V164H165V161L163 160V159H165V157H163L164 156V153H166V151H165V146H164V144H163V142L162 141H160V139H159V137L156 135V134H154V133H152V132H149L148 134L146 133ZM215 135V134H214ZM1 136V135H0ZM101 136H104L103 138L101 137ZM212 136H213V134H212ZM217 136H219L218 138L220 139V135H217ZM217 136H214V137H211V138H209L210 136H205V139H206V141L208 140L207 138H209V140L206 142L207 144H206V146H207V148H209L208 150L210 151V150H218V149H220V151L222 150L220 147H221V144L222 143H224L223 141L220 143V140L218 139V138H215V137H217ZM241 136V137H240ZM207 137V138H206ZM90 139L89 140H87L86 138L85 139H79V140H77V141H75V142H73L72 144H71V147L68 149V151L65 153V154H62L60 157H57V158H55V160H53V163H54V165H56V166H52L53 168H55V170H56V172L55 173H53V175L54 174H60L61 175V172H58V171H60L59 170V168L58 167H60V169H62V167L64 166H67V167H72V168H74V169H77V170H79L80 172H82L83 174H86L87 175V173L88 174H90L91 172H93L94 171V167L95 166H92V164L89 162V160H90V156L93 154V153H97L98 151H100V149L98 150V145L99 144H95L97 141H99L100 142V140H99V137H95V136H93V138L92 137H89ZM176 138V139H175ZM0 212H2V211H4L8 206L7 205H9L8 203H9V199H10V197L12 196L11 194H12V189H11V175H9L10 173H11V170H10V164H9V160H7L8 158H7V148H6V144H5V141H4V139H3V137L1 138L0 137ZM27 139V138H26ZM103 139V140H102ZM217 139V140H216ZM4 142H3V141ZM14 140V139H13ZM96 140V141H95ZM93 141H94V143H93ZM98 142V143H99ZM209 142V143H208ZM101 143V142H100ZM95 145H97V147L95 146ZM199 145V144H198ZM203 152H201L200 153V155L201 156H205V154H202ZM167 154V153H166ZM246 155V154H245ZM244 155V156H245ZM244 156H243V159H244ZM246 158L245 159H247V156H245ZM155 158V159H154ZM244 159V160H245ZM244 160H242L241 159V163H243V161ZM151 161V162H150ZM246 162H247V160H245ZM163 162H164V164H163ZM246 162H244L243 164H245ZM7 164H9V165H7ZM150 164V165H149ZM211 164H213V163H210V164H208L210 167H212V165ZM242 164V165H243ZM207 165V166H208ZM214 165V167H216L215 166V164H213ZM241 165V166H242ZM173 166V165H172ZM208 166V167H209ZM40 172H38V174L40 173V181L41 180H45V178H50V176H51V174L50 173H52V172H49L48 170H46V171H42V168H44L43 166H42V164H40ZM38 167V168H39ZM151 167H153L152 169H150ZM166 168V169H165ZM234 169H235V167H233ZM45 169V168H44ZM173 169H174V167H173ZM218 169L220 170V168L218 167ZM217 168L215 169V171L216 170H218ZM231 169V168H230ZM229 169V170H230ZM231 169L230 171H229V173H228V169L227 170H225V173L224 172H222V173H220V172H217V173H219V175H224V176H228V178H230L229 176H231L233 179L232 180H234V181H238V177H239V180L241 181V183L242 182H244V181H246V180H249L250 178H251V175H248V171H246L247 169L245 168H241V170L240 171H238L237 172V170L235 169ZM238 169V168H237ZM39 170H36V171H39ZM221 170H224L223 168H221ZM220 170V171H221ZM234 172H233V171ZM47 171H48V173L50 174V176H49V174L47 175V174H45V173H47ZM226 171H227V173H226ZM45 172V173H44ZM154 172V173H153ZM173 172V171H172ZM36 173V172H35ZM34 173V174H35ZM154 174V175H153ZM216 174V173H215ZM229 174H231V175H229ZM37 175V173L35 174V176ZM128 175H129V178H130V180H129V178H128ZM35 176H33V177H35ZM37 176H39V175H37ZM36 176V177H37ZM142 176V177H141ZM163 176V177H162ZM249 176H250V178H249ZM35 177V178H36ZM38 178V177H37ZM142 178V179H141ZM167 178V177H166ZM217 178V177H216ZM122 179H125V178H123L122 177ZM132 179V180H131ZM159 179V180H160ZM219 179H221L220 177H219ZM235 179H237V180H235ZM39 180V179H38ZM143 180V181H142ZM6 181V182H5ZM39 181V183H42L43 181H41L40 182ZM46 181H48V180H46ZM153 181H154V183H153ZM216 181H219L220 182V180H215V182ZM222 181H223V177H222ZM239 181V182H240ZM210 183V185H212V187L213 188H211L210 189V185L209 184H207L208 186H209V188H207L206 190H205V193H207L208 194V196H210V194H211V196H212V194L214 195V196H216L215 195V193H216V191L217 192H219L218 190H216V191H214V189H215V187H216V189H217V185H220L219 184V182H218V184L217 183ZM38 183V184H39ZM43 183H45V182H43ZM47 183V182H46ZM221 183V182H220ZM10 184V185H9ZM217 184V185H216ZM41 185L42 184H40V187L38 186H36V187H34V188H36V189H39V188H41ZM156 185V186H155ZM214 185H216L215 187H214ZM43 186V185H42ZM206 186V185H205ZM236 186V185H235ZM234 186V187H235ZM157 187V188H156ZM164 188H165V190H166V193L168 194V197L166 196H164L163 195V197H162V199H161V201H162V204H164V205H167V204H165L166 202L167 203H169L170 204V202H177L178 201V204H180V202H183L182 201V198L184 197V196H187L188 194L191 196V191L190 190H187V189H185L183 186H181L180 185V183L179 182H177V181H172L171 183H169V184H166L165 186H164ZM175 188V189H174ZM10 189V190H9ZM31 189V188H30ZM42 189V188H41ZM177 189V190H176ZM213 189V190H212ZM248 188L246 187V183H245V185L244 184H239V185H237L234 189H233V191L231 192V194H232V198H233V200L239 205V209L237 210L238 212H237V214H239L238 216H237V220L238 221H241V220H246L247 218H249V213L251 212V211H255V210H257V209H255V207H254V205H253V201H252V196L250 195V193H249V190H247ZM34 190L35 189H31V191L34 193ZM40 190V189H39ZM30 190H28V198L31 196V194L32 193H30L31 192ZM11 192V193H10ZM37 192H40V191H36V193ZM42 192V191H41ZM176 192H177V194H179V195H176ZM213 192V193H212ZM210 193V194H209ZM249 193V194H248ZM40 194V193H39ZM33 195V194H32ZM37 195V194H36ZM41 195V194H40ZM39 195V196H40ZM9 196V197H8ZM35 196V195H34ZM33 196V197H34ZM38 196V195H37ZM50 196H52V195H50ZM149 196H150V199L153 201V203H154V208H155V210L158 212V213H163L164 212V207L162 206V204H161V202L158 200V198L156 197V195L154 194V192H151L150 194H149ZM32 197V196H31ZM30 197V198H31ZM32 197V198H33ZM67 200L68 199H71V198H69L70 196H68V194H67ZM38 197H36V199H37ZM81 199L82 198H84V197H80ZM73 199V198H72ZM81 199H73V200H69V204H68V211L67 210H65V211H67V212H64L65 214H64V216H62V219L63 220H66V219H72V217H75L76 218V221L74 222V223H72V225H71V227H73V229L72 230H70L66 235H64V234H61L60 235V238L62 239L64 236H68L67 238H69V236H71L72 238L73 237H77V238H79V237H81V235H84L83 237H85V236H87V237H85V239H87V240H85L84 238L82 239V243L84 242V240L86 241V244H87V242H88V244L89 243H91L92 242V238H91V236L89 235L88 236V229H84L86 226H85V224L84 223H82V214L84 213V211H83V209H82V207H81V203H82V201H81ZM33 200V199H32ZM35 200V199H34ZM33 200V201H34ZM80 200V201H79ZM181 200V201H180ZM8 201V202H7ZM168 201H170V202H168ZM180 201V202H179ZM81 202V203H80ZM26 204H28V202H26ZM27 207H29V206H27ZM23 209L25 208V207H22ZM42 208V207H41ZM40 208V210H41V212H42V210H45V209H41ZM78 210H77V209ZM243 208L246 210H243ZM80 209H82V210H80ZM242 209V210H241ZM30 210V208H26V211H29ZM39 210V209H38ZM248 210V211H247ZM259 210V209H258ZM257 210V211H258ZM21 211H23L22 209H21ZM25 211V210H24ZM23 211V212H24ZM82 211V212H81ZM247 212V213H246ZM72 215H74V216H72ZM84 215V214H83ZM77 216V217H76ZM81 217V218H80ZM65 218V219H64ZM74 218V219H75ZM1 223V222H0ZM212 223H213V221H212ZM2 224V223H1ZM82 224L84 225L83 227H82ZM216 224H217V226H218V228H219V230H221V231H225V230H227L228 228H229V223L227 222V221H225V219L224 218H220V219H218V220H216ZM264 224V223H263ZM3 225L4 224H2V225H0V226H2V229L4 228L3 227ZM55 227H54V230L56 231V233H60V232H58V231H60L61 230V227L62 226H60V224L59 223H57L56 225H54ZM1 228V227H0ZM57 228V229H56ZM117 229L115 230V228H114V231H117V232H120L121 230L119 229V227H116ZM2 229H0V231L2 232ZM84 229V230H83ZM87 230V231H86ZM120 230V231H119ZM114 231L111 229L110 231H108L109 233H110V235H111V232L115 235V233H114ZM85 233V234H84ZM109 233H108V235H109ZM121 233V232H120ZM6 234V233H5ZM5 234H0V237L2 236H4ZM118 234V233H117ZM262 234H264V232H263V230L262 229H259L258 230V235H262ZM8 235V234H7ZM11 235L12 234H9L8 236H10L11 237ZM109 235V236H110ZM6 236V235H5ZM4 236V237H5ZM8 236H6V237H8ZM61 236H63V237H61ZM1 237V238H2ZM3 237V239H1L0 238V240L2 241V240H5V238ZM71 237L69 238L70 240H71ZM89 237V238H88ZM13 237H11V239H12ZM66 237L64 238V239H67ZM75 238H73V239H75ZM91 238V239H90ZM11 239H7V240H11ZM14 239V238H13ZM13 239L11 240L12 242V244H14L15 242L13 241ZM69 239H67V241L65 240H61V242L63 241L64 243L65 242H68V241H70ZM79 240V239H78ZM78 240H71L70 242H68V243H71V247H76V242L78 241ZM88 240H90V241H88ZM74 241H75V244H73L74 243ZM80 242H81V240H79ZM78 241V242H79ZM171 241H173V243H174V245H173V243L171 242ZM4 242V241H3ZM3 242H1V243H3ZM79 242V243H80ZM0 243V248H3L2 250L0 249V253H2V251L5 249V248H7V247H9V245H12L11 243H10V241L9 242H7L9 245L6 247V245L7 244H1ZM6 243V242H5ZM165 243H166V245L164 246V249H163V251H162V253H161V256H163L165 259H163L164 261L166 260V257H168L167 259H168V262L167 261H165V262H167V263H170V264H183L182 262H184L185 264H201L200 262H201V260H204V259H206L207 260V263L206 264H217L216 263V261H215V259L213 258V254H212V248H208V249H206V250H203V251H199V252H196V253H193V254H187V255H184L182 258H179V253L180 252H178L179 251V248H177V246H179V244L177 243V241H175V240H171V239H169L168 241H167V239H166V241H165ZM87 244V245H88ZM4 245H5V247H4ZM63 245V246H62ZM65 244H61V246L62 247H65L64 246ZM68 245H70V244H67L66 243V247L68 246ZM84 245V244H83ZM91 245H92V243H91ZM90 244H89V246H91ZM177 245V246H176ZM227 245V244H226ZM3 246V247H2ZM80 246H81V243H80ZM79 244L77 243V249L74 251V252H76L77 253V255H79L78 253H80V252H84V251H81L82 249L84 250V248H83V246L81 247V250H80V252L78 251V249H80L79 247ZM86 248L88 247V246H86V245H84ZM10 247H12V246H10ZM9 247V248H10ZM61 247V249H64V248H62ZM65 247V248H66ZM67 248H70V246H68ZM88 248H91V247H88ZM88 248L86 249V250H88ZM148 248V247H147ZM146 247L145 248H142L141 249V251L143 250V249H147ZM75 249V248H74ZM74 249H69L68 251H70L71 250V252H67V250H65L67 253H72V254H76V253H73V250ZM178 249V250H177ZM10 250V249H9ZM86 250H85V252H86ZM6 251H8V248H7V250ZM6 251L4 250L3 251V253H6ZM78 251V252H77ZM146 251V250H145ZM144 251V252H145ZM150 251V248H148L147 249V251L145 252V253H148ZM165 251V252H164ZM151 252V251H150ZM153 252V251H152ZM151 252V253H152ZM2 253V254H3ZM87 253H88V255L90 254L91 255V252H89V250L87 251ZM82 254V253H81ZM83 254H86V253H83ZM148 254H150V253H148ZM168 254V255H167ZM87 255V254H86ZM165 255H166V257H165ZM1 256V255H0ZM177 256V257H176ZM174 258V259H173ZM176 258V259H175ZM234 260H235V263L236 264H243L241 261H239V260H237V259H235L234 258ZM251 260H248V262L247 263H245V264H264V262L261 260V259H259V258H252V261L250 262Z\"/></svg>",
    "mask_w": 264,
    "mask_h": 264
},
{
    "label": "crops",
    "instance_id": "crops-1",
    "mask_svg": "<svg viewBox=\"0 0 264 264\" xmlns=\"http://www.w3.org/2000/svg\"><path fill=\"white\" fill-rule=\"evenodd\" d=\"M188 1L127 0L104 10L97 17L96 24L108 48L111 49L117 60L122 62L142 50H147L145 48H151L155 43L157 34L159 31L161 32L160 29H162L163 24L174 20L181 28L194 25L198 20V15L195 7ZM263 47V39H260L256 50L261 49V51H256L257 56H264ZM79 62H83V60L81 59ZM248 62L258 78L264 80V60L254 62L250 59ZM7 67L11 69L9 66ZM63 68L61 72L66 77L69 74L68 69L64 66ZM259 137L264 144V129L259 131ZM145 145L151 146V152L145 150ZM105 146V151L92 154L89 162L95 166L96 175L101 184L107 188L123 182L121 175L113 174V177L110 176L111 171L107 161L110 160L114 169L119 171L140 166L145 167L151 153L154 152V142L147 135L124 144L117 138H110L106 140ZM238 215L227 212L219 214L213 220L217 232L223 238L225 245L227 244L228 251H226L243 264L247 263L248 260L252 261V258H259L264 262V234L258 235L259 229L264 232V220L254 227V235L245 241L236 232L239 222L237 220ZM220 218H224L229 223V228L225 231L219 230L216 224V220Z\"/></svg>",
    "mask_w": 264,
    "mask_h": 264
},
{
    "label": "built area",
    "instance_id": "built-area-1",
    "mask_svg": "<svg viewBox=\"0 0 264 264\" xmlns=\"http://www.w3.org/2000/svg\"><path fill=\"white\" fill-rule=\"evenodd\" d=\"M77 6V0H0V55L6 65L13 68L24 61L48 74L60 65L72 66V56L86 64L100 55L92 45V21L82 18ZM96 73L78 72L66 91L63 98L71 117L95 107L102 86ZM144 148L151 152V146ZM182 201L190 203L187 211L198 212L189 194Z\"/></svg>",
    "mask_w": 264,
    "mask_h": 264
},
{
    "label": "water",
    "instance_id": "water-1",
    "mask_svg": "<svg viewBox=\"0 0 264 264\" xmlns=\"http://www.w3.org/2000/svg\"><path fill=\"white\" fill-rule=\"evenodd\" d=\"M52 136V135H51Z\"/></svg>",
    "mask_w": 264,
    "mask_h": 264
}]
</instances>
